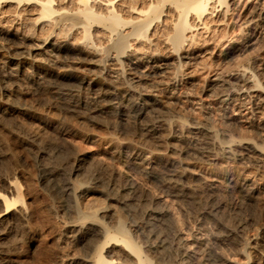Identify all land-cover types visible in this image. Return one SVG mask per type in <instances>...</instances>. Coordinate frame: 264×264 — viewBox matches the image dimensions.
Wrapping results in <instances>:
<instances>
[{"label":"bare ground","instance_id":"bare-ground-1","mask_svg":"<svg viewBox=\"0 0 264 264\" xmlns=\"http://www.w3.org/2000/svg\"><path fill=\"white\" fill-rule=\"evenodd\" d=\"M239 5H244L249 13L237 31L232 30L221 35L229 42L227 45H230L226 53L237 50L242 45L241 37L246 39V44L253 45L258 34L264 33V0H0V21L12 13L23 17L25 23L35 30L41 32L49 28L45 37H35L20 32L18 27L7 28L1 23L3 21L0 22V43L1 40L7 41V46L0 44V48L10 50L7 57L9 75H0V100L13 104L20 110H29V105L19 99L18 95L21 93H18L19 87L15 86L19 75L25 74L26 66L38 68L40 77L48 76L52 73L50 62L54 64L59 61L64 52H76L90 56V60L88 58L85 63L98 70L96 76L77 77L72 71L65 70L57 73L56 77L63 81H72L77 77L79 84H87L92 89H102L104 86L106 89H102L100 93L98 90L99 94L95 98L106 100L108 104L93 108L94 112H112L120 119L127 114H133L135 118H147L148 112L155 117L148 119L144 128L148 137L138 140L136 144L132 143L133 139H130L131 142L126 140L125 144L121 141L119 143L120 146L134 148L131 152V167L147 169L148 176L162 186L160 192L163 194L147 188L140 193L141 197H126L109 180L104 179L105 176L102 177L105 171L101 173L102 176L95 175L92 171V176L82 172V175L87 174L90 177L81 175L86 178L81 180L77 178L80 176V167H72L71 164L70 172L65 175L48 163L49 157L46 160L47 165L39 164L40 185L53 196L59 197L60 194L63 197L62 202L67 203L68 208L65 212L69 211L68 214L71 215H68L70 220L67 217L69 223L64 224L63 221V224L68 227V236L83 249L80 255H69L71 264H264V220H259V217L256 221L240 219V224L235 226L225 219L228 216L224 220V215H217L219 207L218 211L207 210L205 215L202 208L198 212L203 215L199 216L188 204L192 195L187 190V180L195 177L208 181L211 189L225 182L230 189L236 190L249 201L259 204V201L264 200V82L255 62L245 60L230 70L214 72L204 88L207 96H214L216 99L223 117L235 105V114L243 115V122L247 127H252L253 132L255 130V135L236 134V118L230 119L232 121L220 120L222 123L214 122L208 115L187 120L160 109L162 104L166 106L178 97L189 100L188 91L182 85L191 83L193 73L188 69L197 58V55H192L194 53L191 50L192 45H196L194 42L197 35L202 31H211L214 23L230 24L234 20L233 10L236 6L240 8ZM75 30L78 32L76 39L79 32L81 33L78 42L68 34V31L76 32ZM234 31L237 33L232 35ZM212 32L214 33V29ZM27 77L33 76L30 74ZM101 77L104 82L100 81ZM9 80L13 82L14 88L8 86ZM159 94L166 96L164 103ZM2 102L1 115L8 111ZM237 121L240 122V119ZM190 143L195 147L192 148ZM45 148L42 150L45 151ZM20 150L23 151V148ZM25 150L29 152L28 148ZM17 151L19 154V149ZM122 151L119 153L122 154ZM112 152L110 153L114 155ZM187 155L191 157L188 156L189 161H186ZM80 156L86 158L88 154L81 153ZM155 160H159L170 170L167 178L152 171ZM199 160H203L204 164L200 165ZM213 164L222 167L213 168ZM241 164L243 166L240 170ZM14 165L15 163L12 166ZM25 166L24 163L21 169L25 170ZM114 166L117 168V165ZM16 168L0 171V264L13 259L17 253V247L16 252L9 247L10 238H24L20 247L26 246L29 241L25 238L35 239L39 231L50 224V221L49 224L46 223L47 218L43 207L41 208L40 187L37 185L39 183L34 180L38 173L29 174L26 170ZM118 168L112 170L115 175L123 177V169L121 171ZM111 171L106 173L110 175ZM201 198L198 199L200 202ZM203 206L205 205L202 204ZM217 206H220L218 202ZM250 206L252 205L248 207ZM258 212L261 211H254L253 214ZM20 225L24 227L25 233H21L19 237V233L16 236V232H13Z\"/></svg>","mask_w":264,"mask_h":264},{"label":"rangeland","instance_id":"rangeland-1","mask_svg":"<svg viewBox=\"0 0 264 264\" xmlns=\"http://www.w3.org/2000/svg\"><path fill=\"white\" fill-rule=\"evenodd\" d=\"M239 6H240V8L238 6H236L235 10H233L234 12L232 15L234 16V18H233L234 20H232L233 24H232V22L230 23L232 25H230V24L220 25L219 23L218 24L214 23L212 25L213 27L211 26V28H210L211 31L208 30V31H206V33H205V31H202L201 33L198 34L199 36L197 35V40L199 42H197V40H196V42H194V44H196V45H192V48H191L192 52L194 53L192 55H197V58H195L192 61V63L189 66V69H188L189 71L191 70L193 73L191 83H184L182 85V88L186 89L188 91L189 100H187V98H184V97H178V99L173 100L175 102L172 101L170 104L167 103L166 106H164L162 104L160 106V109L162 112L169 113V114H176L177 116L183 117L187 120L204 118L206 115H208V117L213 119L214 122L217 121L216 123H218V121L220 123H222L223 119H224V121H229L232 118H236V120L234 122V124H235L234 132L236 131L235 132L236 134H239V133L240 134H242V133L243 134H249L250 133L249 135H252V133H253V135L256 134L255 130L253 132L252 127H249V126L247 127V124L245 122H243V120H244L243 115L235 114L236 113V112H234V108H236V107H234L235 105L231 106L228 109V111H229L228 114L223 117L222 111H220V109L217 107V104H216L217 101L214 98V96H207L208 94H206L204 92V88L206 87L209 78L213 76L214 72H216L218 70L222 71V72L230 70L232 68H235V66L237 67V65L241 64L245 60H250V61L255 62V64L259 68V72L261 73V75H260L261 79L264 82V33L258 34V39H256L257 41H255L256 44L253 43V45L252 44L249 45V43H247L248 44L247 45L246 42H244V40H246V39L241 37V39H243V43H242L243 46L242 45L239 46L237 48V50L236 49L234 50L235 52L231 51L230 53H226L227 49L230 47V45H227L229 42L225 39V37L224 38L221 37V35L223 36L228 31H231V32H232V30L237 31L239 26H240V23L245 21L247 15L249 13L248 12L249 10L246 7L245 8L243 7L244 5H239ZM12 15L13 14L11 13V15L9 14L7 17H5L3 20H1L3 22L0 21L7 28L18 27L20 32H23V33H26V34H29V35L35 36V37H42V36L45 37L47 34L45 32L49 31V28L44 29L47 31L42 30L41 32L39 30H35L31 26H29L25 23L26 21L24 20L23 17H18L15 15L12 16ZM215 24L217 26H215ZM212 28L214 29V33L212 32L213 31ZM226 28H227V31H226ZM37 31H39V32H37ZM65 31L67 32V30H65ZM223 31H225V32L223 33ZM236 31H234V34H232V35H235L237 33ZM76 32L68 31V34H71L73 40L76 39L75 37L78 34V32L77 33ZM217 32H220V33H217ZM231 32H230V34H231ZM202 33H204L205 35ZM208 33H210V34L208 35ZM80 36H81V33L79 32V35L77 37L79 38ZM248 36H251V35H248ZM199 37H200V39H199ZM78 38L76 39L77 42L80 41V40H78ZM217 38H219V39L222 38V40L220 39L221 43L219 42L220 40ZM223 39H225L226 42L225 41L223 42ZM27 42L29 44H31L30 40H28ZM222 43H224V44H222ZM0 44L7 46V41L1 40ZM224 45H226V46H224ZM202 46H204V47H202ZM159 47L163 48V46H161V45ZM193 47H194V49H193ZM213 49H214V51H213ZM9 52H10V50L6 49L5 47L0 48V75L2 74V76L9 75L10 69L8 67V64H7V57L10 55ZM75 53L76 52H64L59 61L55 62L54 64L50 62V67L52 68V73L48 76L40 77L39 76L40 70L38 68H35L33 66H29V65L26 66L25 74L19 75L20 77L17 81V84H15V86H16V88L19 87L18 88L19 90L18 89L17 90L19 91L18 92L19 94L21 93L20 95H18L19 99L29 105V108H30L29 110H26V111L22 110V109L20 110V109L16 108V106H13V104L5 102L4 100H0V102L3 101L2 104H3V107L6 108V111L8 110L7 114L1 115V113H0V152L2 154L5 153L3 155L0 154V160H1L0 161V168H1L0 171H5L6 169L8 170V168H9V170H11V168H12V170H14L17 166H19L16 169H20L23 171L26 170V172H28V173L30 172L29 174H31V172H33V174H35V175L38 173L37 174L38 176L34 175L35 177L34 176L33 177H34L35 183H39L37 185L40 187L39 189H40L41 194H40L39 200L41 199L40 201L42 203L40 201H39V203L42 204L41 208L43 207L42 209H44L43 211H44V214L46 215V218H47L46 223L47 224L50 223L48 225V227L47 226H45L46 228L44 227V230L39 231V235L35 239L34 238H31V239L25 238L30 243V244L28 243L26 246L24 245V246L20 247L22 245L20 243H21V241L24 240V238L23 239L21 238L22 240L20 238H16L18 240H15V238H13V239L10 238L9 243L11 245L9 243H8V245H10L9 247L12 248V250L14 249V252H16L15 248L17 247V253H15L13 259L7 260V262L5 264H71L69 255L72 256L73 254H77V253H79L77 255H80V253H82V251H83L81 245L80 244L77 245V242H75L72 238H70L68 236L69 235V232H67L68 227H66V225H64V224H66V222L69 223V221H67V219L69 218L68 215L71 216L70 214H68L69 211L65 212V210L67 208V206H66L67 203L62 202L63 197L60 194H58V195L61 198V200L58 196H53L51 194V192H49L46 188L41 186L42 184L38 180L39 179V169L38 168L42 164L47 165L46 160L48 159V157H49V160H47V161H49L48 163L51 164L52 167L57 168L58 172L62 171V173L65 175H66V173L70 172V167L72 165H73L72 167H75V166H77L76 168L80 167L78 169L80 171L81 170L82 171L81 172L79 171L80 176H77V178L79 177V179H81V180L86 179L88 177L87 174L92 176L91 171L93 172V174L95 173V175H99V174L101 175V173L105 171V174L102 173L103 176L102 175L101 176L102 177L105 176L104 179L109 180L111 182L112 186H114V188L116 190L120 191L126 197H131V198H135V199L137 197H141L140 193L142 194L143 192H145L147 190V188L154 190V191L156 190L157 193L159 192L158 194H163L160 192L162 186L159 185V183H157L155 180H153L150 176H148L149 174H148L147 169H143V167H140L142 169H140L139 167H137V168L131 167L133 164V163L131 164V162H133V156H132L131 152L134 148L131 147V149H130V147H123L122 145L120 146L121 143H123V144L127 143L126 140H128V142H131V140L133 139L132 143L134 142L133 144H136L140 140L144 139L145 136L148 137V134L144 128L146 127L147 121H149L148 119H151L152 117L155 118L154 115L151 112H148L147 113L148 117L146 116L147 118L140 117L141 118L140 119V118H135V116L133 114H127L126 116L122 117L123 119H120V117L118 115H116L115 113H112V112H108V111L107 112H100V111L94 112L92 110L93 108L106 106L108 104V102L106 100H98L95 98V96L98 95L102 89L105 90L106 88H104V86H103L102 89L101 88L97 89V87L92 89V88H89V86L87 84L81 85L78 83V81H76L78 76L94 77L98 73L97 72L98 70L95 68H90L88 65H86L85 62L88 61V58L90 60V56H88L86 54H79V53L75 54ZM86 58H87V60H86ZM65 70L72 71L74 73V75H76L77 77L75 79H73L72 81H63L61 78L56 77L57 73H61ZM30 74L33 76L32 78L27 77V75H30ZM100 81H103L102 77L100 78ZM12 84H13V82H11L9 80L8 86L10 88H12V87L14 88V84L13 85ZM104 85H106V84H104ZM98 90H99V93H98ZM159 98H161L163 103L167 100V98L164 94H159ZM168 102H169V100H168ZM233 114H235V115H233ZM238 118L240 119V122H238L239 120L237 121ZM230 121H232V120H230ZM236 129H238V130H236ZM25 131L28 134H26ZM32 133H35V134H32ZM28 136H30V137H28ZM35 136H37L36 139L34 138ZM29 138H31L32 140H30ZM111 138H113V139H111ZM33 139L35 140L34 142H36V140L39 139V140H37L38 143L37 142L34 143ZM112 140H115V141L112 142ZM120 141H121V143H119ZM111 142H112V144L113 143L114 144L112 145ZM21 144H22V147H21ZM190 144H191L192 148L195 147L194 144H192V143H190ZM38 147H40V148H38ZM41 147H43V148L46 147L45 151H43L42 150L43 148H41ZM20 148L21 149L23 148V151H25L24 152L25 155H23V151H21ZM27 148L29 149V152H28V150H25ZM126 148H128V149H126ZM18 149L20 151L19 152L20 156H19L18 151H17ZM40 149H41V151H40ZM46 149L49 152H47ZM112 151H114V152H112ZM121 151H122V154L119 153ZM110 152H112L113 154L115 153V154L112 155ZM126 152H128V154ZM129 152H130V154H129ZM162 152H165V151L162 150ZM26 153H28V155ZM49 153H51L50 156H49ZM79 153L80 154L81 153L88 154V157H86L87 159L81 157ZM21 154L23 157L21 156ZM43 154H45V155H43ZM52 154H53V157H51ZM108 156H110V157H108ZM129 156H131V159L129 158ZM188 156L189 155H187L186 161L190 160L189 159L190 156L189 157ZM20 158L22 160L24 158L22 166L20 165L21 161H22ZM126 158H128L127 159L128 162L126 161ZM38 159H39V163H38ZM114 159H116V160H114ZM41 160H42V162H41ZM43 161H45L46 163ZM155 161H157V163ZM155 161H154V163H152L153 167H154V168H151L152 171L154 170V172H156V173L158 172L157 173L158 175L161 176V174H162V176L164 175L167 178L169 173H171L170 170H168V168L166 166L164 167L163 164L159 160H155ZM1 163H2V165H4V167L6 166L7 168L5 167V169H3L4 167H2ZM13 163H15L14 166H12ZM24 163L26 164L25 170L21 169V167L22 168L24 167ZM28 163L29 164L31 163L32 165H29ZM37 163H38V166H36ZM79 163H80V166H79ZM6 164H8V165L11 164V165L9 167ZM39 164H40V166H39ZM152 164H150V165H152ZM199 164L203 165L204 164L203 160H199ZM110 165H111V167H110ZM114 165H117V168L120 166L118 169L121 171L123 169V171H122L123 177L120 175H115V171H113V170L117 169V168ZM123 166H124V168H121ZM241 166H243V164L240 165V170H241ZM212 167L213 168L217 167V169H218L222 166L221 165H217V166L215 165L214 166V164H213ZM37 169H38V171H37ZM59 169H60V171H59ZM95 169H96V171L98 170L97 174H96V171H94ZM125 169L128 172L127 171L125 172ZM236 169H238V168H236ZM106 170H108V171H106ZM137 170H138V172H137ZM144 170L146 172H144ZM109 171L112 172L110 175L108 173H106ZM82 172L87 173V174L82 175L81 174ZM113 172H114V174H113ZM124 173H125V175H124ZM130 173L132 175L133 174H136V175L132 176ZM144 173L147 175H145ZM106 174L108 175V177L110 176V178L106 177L107 176ZM112 174H113L114 178L112 177ZM69 175L70 174H68V176ZM81 175L86 176V178L81 177ZM126 175H127V177H126ZM128 176H130V177L128 178ZM134 176L136 179L134 178ZM137 176H138V178H137ZM111 177L114 181L111 179ZM124 177H125V179H124ZM82 178H84V179H82ZM126 178L128 181L126 180ZM132 178H133V180H132ZM115 180L116 181L118 180L117 183ZM124 180H125V182H124ZM135 181H137L138 183ZM151 182H153V183H151ZM187 182L189 183V185H191V186L187 185V187H188L187 190L189 189L188 193H190V195L194 196L193 198H192V196L190 197V201L196 200V202H198L199 205L201 203L200 206L197 205L196 202L191 203L192 201L191 202L189 201V203H188V204H190L189 206L193 207V209L196 210L197 212L198 211L201 212L202 208H203L202 213L205 215V212L207 210L208 211H210V210L218 211L220 208V210L218 212L219 214L217 213V215H219L220 217H223V215H224V217L222 219H224L225 217L228 216V218H225V219H227L229 221V223L232 222V224L235 226H237L236 224H238L240 222L239 221L240 219H241V221H242V219H243V221H245L244 219L249 220V221H253V220L256 221L259 218H260L259 220H264V215H263L264 214V211H263L264 200L259 201L260 202L259 204H258V202L256 203V201H249V200H247L246 197L240 195V193L237 192L236 190L230 189L231 187L225 182H223V183H225V185H223V183H222V184H220L221 186L219 185V186L214 187L212 189H211V186H208V184H207L208 181H206L205 179L191 177L187 180ZM139 183L142 185H140ZM121 184L123 186H121ZM136 185H137V187H135ZM145 185H146V187H144ZM152 186H155V187H152ZM157 186H158V188H157ZM192 186H195L196 189H194V187L192 188ZM123 187H124V189H123ZM223 187L224 188L226 187V189H224ZM136 188L138 190H136ZM208 188H210V189H208ZM119 189H121V190H119ZM139 189H141V191L142 190L143 191L140 192ZM228 189L230 191H228ZM126 190L129 191V193H127ZM212 190L214 193H212ZM218 190H220V191H218ZM191 191L194 192L193 194L198 193L196 195H200V197L193 195L191 193ZM137 193L140 196L137 195ZM201 195L203 196L202 198H201ZM195 196H196V199H195ZM211 196H213V197H211ZM207 197H209V198H207ZM200 198L202 199L201 201L203 203L199 201ZM205 201H206V203H205ZM221 201H222V203H219ZM248 201H249V203H248ZM60 202H62V203H60ZM211 202L213 205L211 204ZM213 202H215V203H213ZM217 202H218V204H220V206H217ZM252 202H255L256 204L252 203ZM244 203H245V205H243ZM202 204L205 205L206 207L205 206L202 207ZM207 205L208 206L210 205L211 207L210 206L207 207ZM234 205H236V206H234ZM249 205H252V206L255 205L254 206L255 208L252 206L248 207ZM237 206H239V208ZM244 206H245V208H244ZM63 207H65V208H63ZM200 207H201V209H200ZM235 207L238 210L235 209ZM256 207H257V209H256ZM250 208H252L253 212L254 211H256V212L261 211L262 213L258 212L256 214L255 213L253 214V212ZM260 208H261V210H259ZM223 209L225 211H223ZM239 209H241V210H239ZM67 210H68V208H67ZM248 210H250V211L248 212ZM199 212H198V215L202 216L203 214L199 213ZM229 212L231 214H229ZM66 213H67V215H66ZM225 213H226V216H225ZM234 214H236V215L234 216ZM244 214L246 216H242ZM250 215H252V216H250ZM261 215H263V216L260 217ZM254 216H256V217H254ZM249 217H251V219H248ZM232 218H234V219H232ZM236 218L238 221L235 220ZM68 220H70V218ZM241 224H243V222H241ZM63 226H64V228H63ZM18 227H20L21 229L19 228L20 229L19 230ZM23 228L24 227H22L21 225L17 226L14 229L13 233L15 234V232H16V236H17V233H19L20 235L19 234L18 235L20 237L23 233H25V231H24L25 229L23 230ZM70 240H72V241H70ZM14 241H16V242H14ZM18 241H19V243H18ZM12 243H15L16 246H15V244L12 245ZM17 245H19V246H17ZM18 251H20V252H18Z\"/></svg>","mask_w":264,"mask_h":264}]
</instances>
